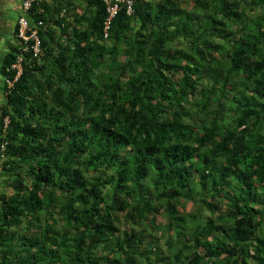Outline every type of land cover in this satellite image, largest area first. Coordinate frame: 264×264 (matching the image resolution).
Returning a JSON list of instances; mask_svg holds the SVG:
<instances>
[{"label":"trees","instance_id":"16d2710c","mask_svg":"<svg viewBox=\"0 0 264 264\" xmlns=\"http://www.w3.org/2000/svg\"><path fill=\"white\" fill-rule=\"evenodd\" d=\"M186 1H20L0 264H264V0Z\"/></svg>","mask_w":264,"mask_h":264},{"label":"built area","instance_id":"2783aa9c","mask_svg":"<svg viewBox=\"0 0 264 264\" xmlns=\"http://www.w3.org/2000/svg\"><path fill=\"white\" fill-rule=\"evenodd\" d=\"M34 0H23L22 2V10L25 12L27 11L32 2ZM102 3L105 4L106 7V12H107V18L106 21L104 23V37L107 36V29L109 28V24H110V20L116 15L120 4L124 3L127 7V13L131 12V0H100ZM18 24H19V31H18V36L20 38H22L24 41H27L28 39L33 40V46H32V50H33V54L37 55L40 52V41L36 35V31L35 30H31L29 27V23L28 20L25 16H20L18 19ZM31 30L29 34H27V31ZM21 58L18 59V62H20ZM12 68L17 69V75H19L20 71H21V67L20 64H15L12 66ZM11 85V82L8 83V86ZM5 124L7 123V118L4 119ZM5 148V143L2 142L1 143V147L0 149L3 150Z\"/></svg>","mask_w":264,"mask_h":264},{"label":"crops","instance_id":"0c3cea01","mask_svg":"<svg viewBox=\"0 0 264 264\" xmlns=\"http://www.w3.org/2000/svg\"><path fill=\"white\" fill-rule=\"evenodd\" d=\"M20 1L21 0H0V34H6L12 29L13 24L9 21L15 18L17 13L20 11ZM17 10V11H16ZM8 37L6 36L4 39L0 37V69L4 55L8 51L7 42ZM3 82L4 78L0 74V107L4 103V92H3ZM9 172L5 171L2 167V159L0 158V190L2 185L8 181Z\"/></svg>","mask_w":264,"mask_h":264},{"label":"rangeland","instance_id":"374dc122","mask_svg":"<svg viewBox=\"0 0 264 264\" xmlns=\"http://www.w3.org/2000/svg\"><path fill=\"white\" fill-rule=\"evenodd\" d=\"M183 5L186 6V9H190V8L192 7V1L187 0L185 4L183 3ZM251 14L254 15L253 12H251ZM11 44H12L13 46H15L17 43H16L15 40H11ZM7 188H8L7 193L10 194L9 192H12V191H11L12 188H11V189H10L9 187H7ZM191 208H192L191 205H188V209H191ZM160 233H161V231H159V232L157 233L158 236L160 235ZM157 234H156V235H157ZM159 250H160L161 252H164V251H165V245L163 244V240L160 241V248H159Z\"/></svg>","mask_w":264,"mask_h":264},{"label":"flooded vegetation","instance_id":"af4514ba","mask_svg":"<svg viewBox=\"0 0 264 264\" xmlns=\"http://www.w3.org/2000/svg\"><path fill=\"white\" fill-rule=\"evenodd\" d=\"M16 11H17V10H16ZM14 13H15V12H14ZM16 13H17V12H16ZM16 16H17V14H16ZM13 21H14V19H13ZM9 22L13 24L12 20H10Z\"/></svg>","mask_w":264,"mask_h":264},{"label":"clouds","instance_id":"9594fccd","mask_svg":"<svg viewBox=\"0 0 264 264\" xmlns=\"http://www.w3.org/2000/svg\"><path fill=\"white\" fill-rule=\"evenodd\" d=\"M18 76V75H17Z\"/></svg>","mask_w":264,"mask_h":264}]
</instances>
